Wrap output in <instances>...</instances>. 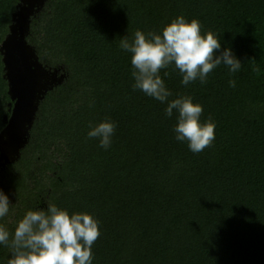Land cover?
<instances>
[{
  "label": "trees",
  "instance_id": "obj_1",
  "mask_svg": "<svg viewBox=\"0 0 264 264\" xmlns=\"http://www.w3.org/2000/svg\"><path fill=\"white\" fill-rule=\"evenodd\" d=\"M19 1L0 0V44ZM178 16L242 62L188 85L174 65L160 70L169 100L190 96L215 126L199 153L175 139L166 104L133 90L121 47ZM28 40L65 77L41 102L20 156L0 167L10 234L28 210L55 204L98 221L93 264H264V0H47ZM10 101L0 53V131ZM104 120L116 125L107 149L87 135ZM10 253L0 245V264Z\"/></svg>",
  "mask_w": 264,
  "mask_h": 264
},
{
  "label": "clouds",
  "instance_id": "obj_2",
  "mask_svg": "<svg viewBox=\"0 0 264 264\" xmlns=\"http://www.w3.org/2000/svg\"><path fill=\"white\" fill-rule=\"evenodd\" d=\"M122 49L131 54L133 90L166 104L165 114H176L172 131L175 139L186 141L193 153L203 151L214 140V124L201 122L203 107L190 96L169 100L172 95L160 76V70L174 65L181 83L197 79L204 83L208 74L223 64L231 73L241 69L242 62L230 47H222L212 32L202 33L198 20L183 16L174 18L160 33L147 35L137 30L131 40L122 37ZM165 75H168L165 72ZM235 86V81H230ZM116 125L104 120L90 125L87 135L99 140L107 149L112 143ZM9 195L0 189V219L10 212ZM11 235V240H10ZM98 221L89 213L73 212L55 204L28 210L15 227L14 234L0 224V245L11 249L7 264H93L92 246L99 238Z\"/></svg>",
  "mask_w": 264,
  "mask_h": 264
},
{
  "label": "water",
  "instance_id": "obj_3",
  "mask_svg": "<svg viewBox=\"0 0 264 264\" xmlns=\"http://www.w3.org/2000/svg\"><path fill=\"white\" fill-rule=\"evenodd\" d=\"M46 2L47 0H20L12 14L9 32L0 44L4 77L8 83L10 99L14 102L11 115H5L6 125L0 131V167L14 162L28 143L40 100L48 90L49 80L52 78L26 38L31 29V16L39 13ZM51 80L54 82L57 78Z\"/></svg>",
  "mask_w": 264,
  "mask_h": 264
},
{
  "label": "flooded vegetation",
  "instance_id": "obj_4",
  "mask_svg": "<svg viewBox=\"0 0 264 264\" xmlns=\"http://www.w3.org/2000/svg\"><path fill=\"white\" fill-rule=\"evenodd\" d=\"M42 10V9H41ZM40 10V11H41ZM39 11V12H40ZM39 13H37L36 15H34V16H31V22H32V19L34 18V17H36L37 15H38ZM30 34V33H29ZM29 34L26 36V38H27V41H28V43L30 44V45H32L34 48H35V46L32 44V43H30L29 42V40H28V37H29ZM35 50H36V48H35ZM36 53H37V50H36ZM37 55H38V53H37ZM38 57H39V55H38ZM39 61L43 64V66L45 67V69H46V71H47V74L49 75V76H51L52 78H57V80H55L54 82H51L52 80V78L49 80V86H48V90L46 91V93H45V95H44V97L46 96V94L48 93V91H50V90H52L55 86H57L58 84H60L61 82H62V78H61V67H55V66H51V65H48V64H46L45 62H43L42 60H40V57H39ZM44 97H43V99H44ZM43 99L42 100H40V104H41V102L43 101ZM12 104V105H11ZM40 104H39V107H40ZM13 105H14V102H12V101H10L9 103H8V112L5 114V115H7L8 117H10V115H11V110H12V108H13ZM39 111V110H38ZM38 113V112H37ZM5 117V116H4Z\"/></svg>",
  "mask_w": 264,
  "mask_h": 264
},
{
  "label": "rangeland",
  "instance_id": "obj_5",
  "mask_svg": "<svg viewBox=\"0 0 264 264\" xmlns=\"http://www.w3.org/2000/svg\"><path fill=\"white\" fill-rule=\"evenodd\" d=\"M60 72H61V75H62V76L65 75L64 73H62V71H60ZM64 77H65V76H64ZM64 77H62V81H63ZM61 83H62V82H61Z\"/></svg>",
  "mask_w": 264,
  "mask_h": 264
}]
</instances>
